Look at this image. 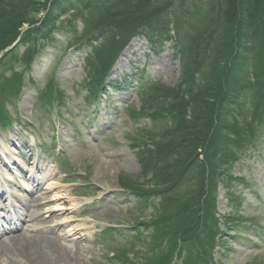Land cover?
I'll return each instance as SVG.
<instances>
[{
    "label": "trees",
    "instance_id": "16d2710c",
    "mask_svg": "<svg viewBox=\"0 0 264 264\" xmlns=\"http://www.w3.org/2000/svg\"><path fill=\"white\" fill-rule=\"evenodd\" d=\"M43 12L45 17L38 18ZM70 12L83 18L84 29L68 47L85 41L90 49L84 82L88 101L104 88L133 38L146 36L154 46L175 42L181 60L178 83L151 85L145 104L131 114L159 124L157 131H143L151 144L132 139L142 177L151 176L140 182L122 175L120 183L143 198L144 209H153L149 220L136 221L145 232L131 239L145 236L152 245L154 254L147 251L146 264H172L176 258L180 264H213L221 245L216 237L229 231L219 227L220 187L230 189V202L240 206L231 187L243 179L233 175V165L242 152L255 151L264 141V0H0L3 123L11 122L6 102L20 97L38 47L54 40L60 16ZM25 24L30 28L23 32ZM21 45L26 46L22 56ZM20 62L27 70H16ZM41 93L45 102L62 104L54 76ZM235 215L229 213L227 222Z\"/></svg>",
    "mask_w": 264,
    "mask_h": 264
},
{
    "label": "rangeland",
    "instance_id": "374dc122",
    "mask_svg": "<svg viewBox=\"0 0 264 264\" xmlns=\"http://www.w3.org/2000/svg\"><path fill=\"white\" fill-rule=\"evenodd\" d=\"M70 13L60 16L54 40H46L38 47L32 68L27 70L24 62L16 67L27 71L21 97L15 105L7 104L8 110L18 115L15 126L8 130L0 127V176L5 181L8 176L10 186L14 181L16 185L11 188L17 193V201L22 200L21 204L27 206L22 207L15 200L13 206L30 215V219L6 237L19 235L25 241L27 233H39L44 237L43 246L54 257L59 258L60 254L65 257L66 264H146L142 255L146 251L154 254L152 245L144 240L145 236L131 239L136 233L145 232V226L136 221L149 220L153 209H144L141 196L123 190L120 178L128 175L140 182H148L150 178L141 175L143 167L132 139L151 144L143 131L149 128L157 131L159 124L154 125L148 117L137 121L131 114L145 104L151 85L173 87L178 83L181 77L178 49L171 40L154 46L146 36L135 37L126 48L125 60L110 73L106 88L97 99L88 101L89 91L84 82L89 77L86 66L89 47L80 43L68 49L69 43L81 35L84 20L73 18ZM25 49L26 46H20L21 56ZM10 74L8 71L7 75ZM52 76L62 94L61 105L55 99L48 103L41 97ZM5 144L8 150L3 153ZM257 144V150L242 152L233 165V175L243 179L234 180L231 187L240 196V206L230 202L226 193L230 189L220 187L219 227L223 231L229 227V231L216 237L220 238L221 247L215 248L213 264H264V141ZM44 147L54 152H45ZM8 157L19 164L20 173L8 171L9 174L2 166ZM34 163L42 170L36 175L44 185L41 190L37 181L35 184L25 178L33 171ZM19 186L26 188V192ZM29 191H33L34 199ZM37 197L40 199L36 201ZM50 202L60 208L55 215H51ZM229 213L236 214V218L227 222ZM30 225L37 227L36 232L28 230ZM146 237L152 241L149 233ZM70 243L79 251V258L73 262L65 256ZM164 243L169 246L168 241ZM153 244L159 250L157 241ZM116 251L130 261L123 262L119 256L113 258ZM18 254L10 246L0 247V264H25ZM200 256L207 257L204 251Z\"/></svg>",
    "mask_w": 264,
    "mask_h": 264
},
{
    "label": "bare ground",
    "instance_id": "6f19581e",
    "mask_svg": "<svg viewBox=\"0 0 264 264\" xmlns=\"http://www.w3.org/2000/svg\"><path fill=\"white\" fill-rule=\"evenodd\" d=\"M127 52L128 50H126L122 55L121 58H119V60L116 63V67L120 66L122 64V62L125 60L126 56H127ZM8 147L4 146L2 148V152L3 151H7ZM5 161V160H4ZM7 162L8 165H10V168L7 167V172L8 171H19L20 167L18 165H16V161L11 158L8 157V159L5 161ZM41 171V170H40ZM39 171V172H40ZM31 176L29 178L30 181L35 182L36 181L38 183V190L44 189V185H41V182H38V180L34 177L35 174H29L27 175L25 178L27 180V177ZM36 179V180H35ZM47 190V189H46ZM30 196H33V192L30 191L29 192ZM36 197V196H35ZM32 199H34V196L32 197ZM40 199L39 197H37L36 201ZM60 201V200H58ZM51 203V202H50ZM52 205L49 206V209L51 212V215H55L58 213L59 211V207L57 203H51ZM62 209V208H61ZM57 211V212H55ZM26 218V222L28 221V216L25 217ZM33 218V217H31ZM30 225L28 230H31V232H36L37 227H34ZM62 227V226H61ZM60 232H62V229L59 230ZM29 232V231H28ZM22 235V234H21ZM19 236V235H17ZM16 235H11L8 236V238L5 236L3 238H0V247L1 248H9L12 247L14 251L18 252V257L21 259V261H23L25 264H66L65 262V257H63L60 254V257H54L51 254V251L48 250L47 247L43 246V242H44V237L42 235H40L39 233H37L36 235L34 233H27V240L25 241H21L20 237H17ZM7 249H3V251H6ZM65 256L69 259L72 260V262L76 259H78L79 257V251L77 248H75L72 243H70L66 249H65Z\"/></svg>",
    "mask_w": 264,
    "mask_h": 264
}]
</instances>
